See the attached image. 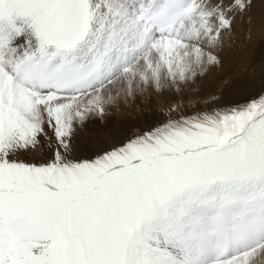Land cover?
Listing matches in <instances>:
<instances>
[{
  "label": "snow or ice",
  "instance_id": "obj_1",
  "mask_svg": "<svg viewBox=\"0 0 264 264\" xmlns=\"http://www.w3.org/2000/svg\"><path fill=\"white\" fill-rule=\"evenodd\" d=\"M264 5V0H259ZM257 0H0V264H264V97L91 158L77 127L224 66Z\"/></svg>",
  "mask_w": 264,
  "mask_h": 264
},
{
  "label": "bare ground",
  "instance_id": "obj_2",
  "mask_svg": "<svg viewBox=\"0 0 264 264\" xmlns=\"http://www.w3.org/2000/svg\"><path fill=\"white\" fill-rule=\"evenodd\" d=\"M246 31L248 32L249 29L247 28ZM252 34L264 39V31L261 27H259L257 31L254 29ZM242 41L243 39L237 29L235 48L226 50V58L233 56L234 63L232 66H234V70L238 69L239 72L237 74L233 75L232 73L231 75H228L229 72H234V70L229 71L225 69V66L229 65L224 64L222 68L212 70L198 78L195 83H202L199 84L198 88L189 87L192 84L188 85L187 97L178 96V94L172 95L171 97L157 95L155 103L150 105L144 104L139 111L137 107L131 105L133 102L129 101L126 104L124 103L125 105L122 109L119 111H113V114L116 117V131L113 134V137L103 138L95 149L99 151L119 145L125 142L133 133L146 130L151 126L162 122L166 114L167 103H175L179 101L180 114L192 115L203 113L211 114L216 111L222 112L232 108H242L253 101H259V99L264 97V63L260 66H247L245 63H255L257 57L255 55V50L247 54V52L241 47ZM263 61L264 56L261 59V62ZM238 64L239 66H237ZM219 76L218 84L213 85L211 81H215ZM208 80L209 82L204 83ZM203 87L206 89L201 90ZM140 96L135 97V99L138 100ZM193 100L194 102L191 103ZM196 100H200V104L203 107L200 108L195 102ZM98 130L99 127L96 125L94 128L90 129V134L88 135H90V137L95 136V132ZM85 152L86 151L82 153V151L78 150L77 154L80 157L85 158Z\"/></svg>",
  "mask_w": 264,
  "mask_h": 264
},
{
  "label": "rangeland",
  "instance_id": "obj_3",
  "mask_svg": "<svg viewBox=\"0 0 264 264\" xmlns=\"http://www.w3.org/2000/svg\"><path fill=\"white\" fill-rule=\"evenodd\" d=\"M262 11H264V5H261L259 3V0H257V5H256V8L254 9V14L256 15L257 20L259 19L260 13ZM259 27L260 26L257 24L254 28H252L251 30H249L247 32L246 30L248 27H247L246 22H242V23L237 25V29L239 31V34L241 35V37L243 39L241 47L247 52V54H249L250 52L255 50V55L257 57V60L255 63L254 62L245 63L247 66H250V65L252 67L253 66H260L261 64L264 63V61L261 62V59L264 56V39H262L261 37H259L257 35L252 34L253 30L255 29L257 31V29ZM263 31H264V29H263ZM226 56L227 55L225 52L224 64L229 65V66H225V69H227L229 71L234 70V66H232V64L234 63L233 62V56L227 57V58H226ZM237 66H239V64ZM238 72H239L238 69H235L234 72H229L228 75H231L232 73H233V75H235ZM219 78H220V76L215 81H211L212 84L213 85L218 84ZM206 82H209V80L205 81L204 83H206ZM199 84H202V83H193L189 87L198 88ZM203 89H206V88L203 87L201 90H203ZM176 94H178V96H186L187 97V87L182 92H178V93L177 92H168V93L163 94L162 96H170L171 97L172 95H176ZM140 95L138 94L136 96V97L140 96V98L138 100H136V99L130 100L131 102H133V103H131V105H134L135 107H137L138 111L140 110V108H142V106L144 104L150 105V104H153L156 102L157 94L151 90H149V94H140ZM230 100H231V98H230ZM193 102H194V100L191 103H193ZM195 102L200 106V108L203 107L200 104V102H201L200 100H196ZM125 104H124V102H120L116 106L109 107L108 110L106 111L105 115H103L102 117L101 116H93L89 120H87L83 125L77 127L78 131L76 129L77 133L75 132V143L77 144L79 151H82V153H84V151H86L85 152V158H91L95 154L104 150V149H102V150L97 151L95 148L97 147L98 143L103 140V138H112L113 137V134L116 131V117L113 114V111L114 110L119 111L120 109H122L124 107ZM119 107H121V108H119ZM96 125L99 127V130L95 132V136L90 137V135H88V134H90V129L94 128V126H96ZM138 129H139V127H138ZM80 134H81V136H80Z\"/></svg>",
  "mask_w": 264,
  "mask_h": 264
}]
</instances>
